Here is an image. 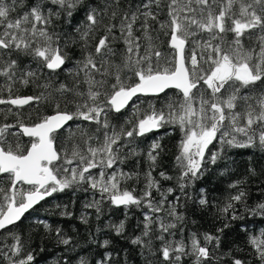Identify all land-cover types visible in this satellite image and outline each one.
Masks as SVG:
<instances>
[{
    "label": "snow or ice",
    "instance_id": "1",
    "mask_svg": "<svg viewBox=\"0 0 264 264\" xmlns=\"http://www.w3.org/2000/svg\"><path fill=\"white\" fill-rule=\"evenodd\" d=\"M80 13L83 20L73 26ZM61 20L72 33L57 31ZM76 45L81 52L74 60L70 47ZM61 73L68 79L60 80ZM29 86L36 94H19ZM139 95L165 99L159 107L150 103L143 114L135 108L124 125L114 124L113 114ZM34 104L51 108L50 114L37 111L33 118L23 111ZM0 105L5 106L0 109V234L8 232L11 239L0 240V264H34V252L11 228L40 202L66 190L98 194L85 204L97 219L105 203L123 208L125 219L108 225L117 236L126 231L129 211L142 209V230L131 244L151 256L158 253L161 264H184L186 257L192 264H250L232 250L222 251L225 230L244 220L236 205L247 200L246 180L228 185L233 191L218 209L224 221L215 233L185 239L180 209L188 201L200 209L212 205L205 188L194 196L189 189L226 160L229 149L264 153V0H0ZM76 121L95 128L80 123L73 128L70 122ZM169 125L182 134L174 165L178 175L162 170L157 178L153 172L163 144L153 140L142 153L135 140ZM141 155L148 169L144 188L136 193L126 182L140 173L119 166ZM219 174L231 170L225 165ZM248 174L257 175L256 169L249 167ZM174 179V187L163 188L161 181ZM247 212L264 217V201ZM81 220L88 223L87 216ZM40 224L52 230L47 222ZM54 231L59 244L72 245L62 229ZM154 241L159 242L155 250ZM110 243L105 239L101 247ZM247 243L251 264H264V230L249 234ZM72 259L66 256L62 264ZM76 264L91 262L81 256ZM95 264H114L112 254Z\"/></svg>",
    "mask_w": 264,
    "mask_h": 264
},
{
    "label": "trees",
    "instance_id": "2",
    "mask_svg": "<svg viewBox=\"0 0 264 264\" xmlns=\"http://www.w3.org/2000/svg\"><path fill=\"white\" fill-rule=\"evenodd\" d=\"M30 0H25L29 3ZM83 13L74 15L71 20L73 26L78 25L83 20ZM74 28L68 27L66 23L61 20L57 25L58 32L72 33ZM166 50V49H165ZM81 49L79 45L70 47V55L73 59L80 57ZM27 63V60L24 61ZM71 67V64L68 65ZM60 80L68 79L65 73H61ZM43 82V79L42 81ZM21 95H34L37 90L34 86L26 88H19ZM175 90H168V96L174 97ZM165 99L163 95L157 100L152 96L138 97L133 101L127 109L119 114H113V123L124 125L127 119L133 118L134 109L138 108L140 113H146L149 110V104L153 103L156 107L160 106V102ZM5 106L0 105V109ZM25 113L32 112L33 118L37 111L41 114H50L51 108L34 104L32 108L27 106L23 110ZM0 122H3V113H0ZM8 122H12V117H8ZM76 123L88 127L90 130L95 128V125L88 122L76 121L70 122L74 128ZM130 127V125H125ZM181 133L174 126H166L149 135L138 137L135 140L137 150L146 153L149 145L153 140L159 139L164 146L159 165L153 175L158 177L159 171H166L169 175L177 176L178 172L175 168V157L178 155V144L181 139ZM27 138H22V143H26ZM211 147V146H210ZM216 144L213 150L218 148ZM137 160L139 163H137ZM234 161V163H233ZM225 165L231 170V175L221 176L219 173L223 171ZM125 172H139V179H133L126 182L128 188H135L136 193H140L145 185L144 172L148 169V162L146 155L139 157H130L124 164L119 166ZM249 167L255 168L257 175L250 176L248 174ZM264 153L257 149H229L228 158L220 161L218 166H214L209 173H206L204 178L197 182L194 188H190L189 192L193 196L199 188H205L207 195L212 205L207 209H200L192 205L191 201L180 209L186 216L184 224V238L188 239L192 233H197L203 236L204 233H215L216 228L222 227L224 216L219 213V208H222L227 201V197L233 190L228 188V185L237 179L246 180V190L248 192L247 200L244 204H237L236 211L244 215V220H237L232 222V227L225 230L222 239V251L232 250L238 257L246 258L253 261V249L247 243L249 234H258L264 230V217L259 215H250L247 208L254 207L257 203L264 201ZM97 170H93L95 174ZM163 188L174 187L175 179L173 181H161ZM99 198L98 194L91 191L83 192L66 190L63 193H56L52 197L46 198L33 210L29 211L23 218L21 223L11 231L17 234H22V237L27 245V250L33 251L35 254L34 264H58L63 261L66 256H71L72 264H76L79 257L85 256L95 264L96 261L101 260L106 252L112 254L114 264H161L162 257L157 253L156 256H151L143 253L142 250L131 244V239L140 235L141 224L143 220L142 209L133 208L128 213L126 220V231L124 235L117 236L116 233L108 227L109 224L119 223L120 220L125 219V210L123 208L110 207L107 203L103 205L104 213L97 219L94 209L85 208V204L90 202L93 198ZM158 197V194H155ZM175 195L170 196L169 199H174ZM183 203V201H182ZM231 211V210H230ZM71 213V215H62V213ZM82 216H87L88 223L81 220ZM40 221H45L51 226V231L44 229ZM239 225H245L247 231H241ZM62 229L66 237L72 238L71 246H64L59 244L56 239L55 229ZM7 238V242L11 243L8 232L0 234V240ZM110 240L111 243L107 248L101 247L103 240ZM176 239H180V234L177 233ZM71 247L72 251L68 248ZM159 247V242L154 241V250ZM43 249V251H41ZM225 259H228L225 257ZM184 264H192V259L186 257Z\"/></svg>",
    "mask_w": 264,
    "mask_h": 264
},
{
    "label": "water",
    "instance_id": "3",
    "mask_svg": "<svg viewBox=\"0 0 264 264\" xmlns=\"http://www.w3.org/2000/svg\"><path fill=\"white\" fill-rule=\"evenodd\" d=\"M173 90H174V89H173ZM139 96H144V95H139ZM135 98H136V97H134L133 100H134ZM131 102H132V101H130L129 104H130ZM40 203H41V202H40ZM38 205H39V204H38ZM35 207H36V206H35ZM35 207H34V208H35ZM34 208H33V209H34ZM33 209H31V210H33ZM31 210H29V211H31ZM26 214H27V213H26ZM26 214H25V215H26Z\"/></svg>",
    "mask_w": 264,
    "mask_h": 264
},
{
    "label": "rangeland",
    "instance_id": "4",
    "mask_svg": "<svg viewBox=\"0 0 264 264\" xmlns=\"http://www.w3.org/2000/svg\"><path fill=\"white\" fill-rule=\"evenodd\" d=\"M26 187V186H25Z\"/></svg>",
    "mask_w": 264,
    "mask_h": 264
}]
</instances>
